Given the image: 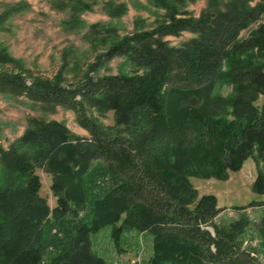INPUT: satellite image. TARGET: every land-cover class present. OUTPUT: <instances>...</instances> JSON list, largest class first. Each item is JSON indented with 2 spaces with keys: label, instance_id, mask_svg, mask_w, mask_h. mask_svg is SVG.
Wrapping results in <instances>:
<instances>
[{
  "label": "trees",
  "instance_id": "trees-1",
  "mask_svg": "<svg viewBox=\"0 0 264 264\" xmlns=\"http://www.w3.org/2000/svg\"><path fill=\"white\" fill-rule=\"evenodd\" d=\"M250 1L229 0L224 10H215L225 6L218 3L198 17L124 35L74 85H62L63 78L33 79L18 66L0 68V93L73 110L90 133L81 138L59 122L33 119L23 138L31 149L0 146L7 176L0 184V264H103L91 234L121 221L115 241L125 229L151 234L149 264H264L257 247L244 245L249 229L264 249V213L256 221L246 212L219 223L217 198L198 196L190 180L226 178L227 168L238 169L252 157L263 164L253 188L264 195V19L250 38L237 42L264 13V0ZM183 31L194 36L179 46L166 39ZM118 56L143 73L100 75ZM227 82L231 93L213 94L216 84ZM107 108L121 113L123 126L115 134L91 116ZM95 162L105 164L103 171L93 168ZM41 166L53 176L55 208L41 196ZM106 173L113 183L92 192ZM87 204L91 213L74 222L69 246L50 255V229ZM263 205L264 199L248 204Z\"/></svg>",
  "mask_w": 264,
  "mask_h": 264
},
{
  "label": "rangeland",
  "instance_id": "rangeland-1",
  "mask_svg": "<svg viewBox=\"0 0 264 264\" xmlns=\"http://www.w3.org/2000/svg\"><path fill=\"white\" fill-rule=\"evenodd\" d=\"M229 0H177L176 6L154 3L152 0H0V68H24L33 79L54 83L58 78L65 79L62 85L70 86L79 81L81 75L95 63L102 52L124 35L135 31L152 30L165 22L178 17H198L209 12L213 5L225 4L215 10H224ZM251 5L257 0L250 1ZM229 6V5H228ZM241 31L237 42L250 38L264 19ZM183 31L179 36H167L173 46L192 38ZM100 75L143 73V69L130 65L126 57L118 56L101 68ZM230 82L215 85L214 93L226 97L231 93ZM261 97V94L259 95ZM120 112L112 108L93 110L91 116L107 132L117 133ZM47 123L59 122L69 133L81 138L90 137L82 128L73 110L59 105L33 102L27 97H16L0 93V146L8 150L20 144L23 150L31 147L23 138L32 126V120ZM119 124V125H118ZM252 157L245 160L238 169L227 168V177L191 176L190 180L198 196L212 194L217 198V206L223 210L216 217L219 223H228L243 213H248L252 220H259L264 213L263 206H248L253 201L264 199V195L254 190L253 185L262 167ZM105 164L95 162L93 168L103 171ZM42 181L41 196H45L51 208H55L57 198L53 194V176L43 166L36 168ZM0 166V184L6 178ZM113 183L109 174L99 176L92 192L102 191ZM92 206L78 208L59 217L60 221L50 229L52 244L50 255H57L67 248V236L75 233L74 222L85 221ZM246 207L245 210L239 208ZM53 215H51L52 218ZM126 217V213L123 214ZM58 217V216H57ZM62 220V221H61ZM63 222V223H61ZM116 225L105 227L91 234V247L101 257L103 264H149L153 255L151 234L138 228L125 229L121 238L115 241ZM213 232V230L210 228ZM245 247H257L258 256L264 262V249L260 248V239L253 230H247ZM64 242V243H63ZM47 263L48 260L44 259ZM43 262V264H44Z\"/></svg>",
  "mask_w": 264,
  "mask_h": 264
}]
</instances>
